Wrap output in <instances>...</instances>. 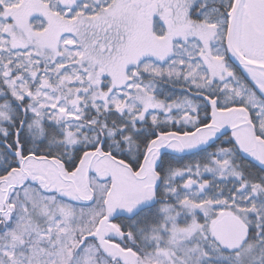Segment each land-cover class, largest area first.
<instances>
[{"label":"snow or ice","instance_id":"1","mask_svg":"<svg viewBox=\"0 0 264 264\" xmlns=\"http://www.w3.org/2000/svg\"><path fill=\"white\" fill-rule=\"evenodd\" d=\"M0 264H264V0H0Z\"/></svg>","mask_w":264,"mask_h":264}]
</instances>
